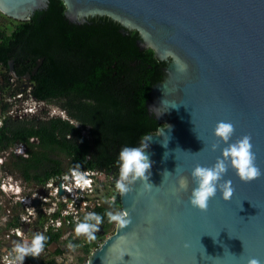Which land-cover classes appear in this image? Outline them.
<instances>
[{"label": "water", "instance_id": "1", "mask_svg": "<svg viewBox=\"0 0 264 264\" xmlns=\"http://www.w3.org/2000/svg\"><path fill=\"white\" fill-rule=\"evenodd\" d=\"M64 1L72 21L108 16L138 30L143 49H153L161 61L171 60L149 103L165 125L146 149L154 188L142 193L137 182L133 192L120 196L132 223L117 227L87 264H246L252 257L264 264V175L242 183L229 168L224 179L233 184L230 201L218 192L206 212L189 203L196 186L192 169L215 164L221 151L212 152V143L226 147L213 135L220 121L235 126L230 143L251 136L256 164L264 171V0ZM47 5L48 0H0V12L24 22ZM172 54L187 64V72L176 71ZM10 66L16 76L13 61ZM181 175L188 177V191H178ZM55 247H49L52 254Z\"/></svg>", "mask_w": 264, "mask_h": 264}, {"label": "trees", "instance_id": "2", "mask_svg": "<svg viewBox=\"0 0 264 264\" xmlns=\"http://www.w3.org/2000/svg\"><path fill=\"white\" fill-rule=\"evenodd\" d=\"M66 11L64 0H48L47 7L29 21L14 20L11 30L0 26L1 68L9 72L13 61L16 76L23 78L42 59L30 80V96L66 114V118L52 116L47 109L24 118L7 117L0 128V155L9 154L4 172L35 190L75 165L112 177L115 183L121 149L138 146L142 137L158 134L165 126L151 113L149 103L153 88L164 82L171 60L161 61L153 49H143L140 32L119 21L95 16L79 23L68 18ZM22 84L10 92L13 97L22 92ZM2 108L6 112L12 105ZM21 145L26 155L15 153ZM116 205L121 207L120 196ZM11 209L14 214L7 228L19 226L20 204ZM106 210L109 206L94 212ZM102 224L106 231L113 226L106 217ZM47 236L45 249L56 245L60 237ZM82 254L85 260L88 248Z\"/></svg>", "mask_w": 264, "mask_h": 264}, {"label": "clouds", "instance_id": "3", "mask_svg": "<svg viewBox=\"0 0 264 264\" xmlns=\"http://www.w3.org/2000/svg\"><path fill=\"white\" fill-rule=\"evenodd\" d=\"M172 55L174 57L176 71L181 73L187 72V64L181 62L179 58L174 56V54ZM28 88L30 87H26L25 90L22 89V91L28 92ZM31 103L32 107L28 108L27 110L34 112L35 102ZM162 103H164V101ZM0 108L3 111L1 106ZM57 114H60L61 116L65 115L61 109L53 107L50 115L55 116ZM162 132L163 129L160 130L158 135H161ZM234 133L235 126L233 123L226 121L218 122L214 129L213 135L217 141L223 143L226 145V147L221 149L220 143H212L210 146V150L212 152H216L218 149L221 151V155L216 159L215 164L211 167H205L197 164L191 171V179L196 186L191 190L189 203L193 208L198 209L201 212H206L208 210L209 201L215 198L218 192L221 194V198L225 202L230 201L233 197L234 188L232 181L231 179H224L229 171V168H231L236 173V176L242 183H250L264 175V171H262L261 168H259L256 164L257 157L253 151L251 136L245 135L237 139L235 142L230 143ZM152 137L153 136L151 135H146L141 138V143L138 146H125L121 149L117 160L119 171L118 178L115 180L114 184V194L111 197L105 199V203L108 204L109 210H106L103 214L96 212H85L82 219H77L75 223L73 230L76 238L84 237L85 241L89 244L96 241V233L100 231V226L104 222L105 217L107 218V222L109 224H115L116 227L121 229L127 228L129 225H131L132 218L130 213L125 209H120L116 205V195L118 194L122 197L127 196L130 192L134 191L133 186L136 185L137 182H139L142 186V193H150L154 188L149 182L153 161L146 152V149L149 147V141L152 139ZM162 146L167 148L168 145L165 146L162 144ZM20 151H22V149ZM12 153H14V150H12L10 154ZM8 156L9 154L0 155V166L2 167L3 172V167H5V164L8 161ZM2 157L6 158L7 161H5ZM175 171H177V169H175ZM163 173L169 172L165 170ZM97 175V173L92 171H82L79 165H75L74 167L70 168L67 173L59 177V179H61L64 183H62L58 188L53 187L57 177L50 178L47 183V187L53 189L52 195L54 196L59 195L61 189L70 194L74 189H92L94 180L90 177ZM45 187H41L39 191L35 193L40 194V192L43 191L44 194ZM188 187V177L181 175L178 180V191H188ZM0 190L3 191L1 187ZM10 191L13 192L11 193L13 198L29 196L24 195L23 192H25V188L21 189L18 186L15 188V190L10 189ZM65 202H67V200H65ZM17 204L22 206L20 202H16V205ZM69 208H72V204H69ZM54 209L55 205L53 206L52 210ZM28 211L29 215H35V209H29ZM63 215H68V212L63 213ZM22 219L24 218L22 217ZM55 226L57 228L61 227V221L56 220ZM33 227L34 229L39 230L43 227V225L39 227H35L33 225ZM15 232L19 239L3 256V264H34L33 262L29 261L27 257L37 258L41 264L39 260L41 254L46 250L50 251L49 248L45 249L49 237L42 232H36L30 238H28L24 236L20 229H16ZM57 234L60 236L62 235L60 232ZM67 239H70V237ZM66 240L63 242H66ZM100 245L102 244L100 243ZM66 247L70 251L75 252L79 247H81V245L69 242ZM57 257H59V255H57ZM246 264H262V261L259 258L252 257L247 259Z\"/></svg>", "mask_w": 264, "mask_h": 264}, {"label": "built area", "instance_id": "4", "mask_svg": "<svg viewBox=\"0 0 264 264\" xmlns=\"http://www.w3.org/2000/svg\"><path fill=\"white\" fill-rule=\"evenodd\" d=\"M28 89H29L28 92L22 91L16 97H13L11 93H6V95L0 98L1 107H3L4 104L12 105V108L10 110L6 112L2 111L0 113V128L3 127L4 122L7 117L24 118L26 116L35 114L34 113L35 111L30 112L27 110L28 108L32 106L29 104H26L25 102L27 100H32L37 105H41L42 103H38L33 97H31L30 92L32 89L31 88H28ZM63 117L66 118V115H64ZM21 147L24 148L21 145L17 147V149ZM23 151L24 153L22 154L26 155V149H24ZM82 171H88V170H82ZM97 174H98L97 176L90 177L91 179L94 180L92 189H84V190L74 189L71 194L61 189L59 192V195L54 196L52 195L53 189L48 188L46 185L45 190H44L45 192L42 195L38 193H34L33 195H29L27 197H21V198L16 197V199L14 198L16 202H20L22 204V207L24 208L25 213L20 216L19 226L10 229L5 236L6 238L5 242L2 241V243H0V264H3V256L12 248L13 244L19 239V237L16 235V232H15L16 229H20L22 233L24 234V236L28 238H30L36 232H42L46 235L57 234L60 232L62 234L60 236V241H65L68 237L73 238L74 236L73 229H74L75 223L77 219H82L85 212H94L98 208H105L106 206H108V204L105 203V199H101V198L97 199V197H92V195L96 192V187L99 185V183H102V182L104 183V181L106 180L110 183L109 186L111 187L110 190L113 191L112 192V195H113L115 183L112 177L108 178L101 173H97ZM62 183L64 182L58 178L56 179L53 187L58 188ZM10 185H11V188L14 186L13 183L3 182L2 185H0V187L2 188L3 192H7L5 187L6 186L9 187ZM61 192H63V195H61ZM112 195H110L109 197H111ZM117 196L119 195L118 194L116 195V200H117ZM34 199H37L38 203L41 204L42 215L44 214L46 218V221L43 218V222H42L43 227L39 230H36L33 227V220L35 218V215H29V211H28L29 209H35L34 207L30 206ZM65 200H67V202H65ZM69 204H72L71 209L69 208ZM54 205H55V209L52 210ZM65 212H68V215H63V213ZM22 217L24 219H22ZM56 220L61 221V227L57 228L55 226ZM25 225L29 226L26 232H24V229H23Z\"/></svg>", "mask_w": 264, "mask_h": 264}, {"label": "rangeland", "instance_id": "5", "mask_svg": "<svg viewBox=\"0 0 264 264\" xmlns=\"http://www.w3.org/2000/svg\"><path fill=\"white\" fill-rule=\"evenodd\" d=\"M13 21H14V19H12V18L8 17L7 15L3 14L2 12H0V26H4L6 29L11 30L10 28H12L11 26H13V24H14ZM26 102H25L26 104H29L32 106V103H31V102H33L32 100H27ZM35 107H36V109H35L34 115L40 113L43 110L45 111L47 109L50 110V112H51L52 108L56 107V106H49V105L46 106V104L37 105L35 103ZM55 116H61V115L57 114ZM21 149H22V151H20ZM23 150H24V148L21 147V148L17 149L15 153H17L19 155H24V154H22V153H24ZM4 160L7 161L6 158ZM3 182L13 183L14 186L12 188H11V185L9 187L6 186L5 188H6L7 192H3L0 190V243H2V241L5 242V240H6L5 236H6L7 232L10 229H12V228H7L5 226L6 222L9 219H11L12 214H14V212H13L14 210L11 209V207L16 205V201H15L16 198L15 199L13 198V196L11 195V193H13V192H11L10 189L15 190V188L17 186L21 189L25 188V192H23L24 195H33L35 192L39 191V189L35 190V188L33 186H29V185L24 184L18 176L6 174L5 172L2 171V167L0 166V185H2ZM109 185H110V183L107 180L104 181V183L103 182L99 183V185L96 187V192L92 195V197H97V199L108 198L110 195H112V192H113L112 190H110L111 187ZM30 206L33 207V203H31ZM41 208H42L41 204L37 203L36 208H35L36 214H35V218L33 220V225L40 222L41 220H43V218L46 221L45 215L44 214L42 215V212H41L42 209ZM19 213H20L19 217L25 213V210L22 206H20ZM115 231H116V226L114 224V227H112V231L104 239L111 237L115 233ZM14 241H16V240H14ZM99 244H100V242H99ZM93 248H94V246L88 248L89 253L93 252V250H94ZM51 255H53V254L50 251H47V250L44 251L41 254V256L39 257L40 262L45 263L48 260H51L53 258V256H51ZM83 257H84V255L81 253V251L76 250L75 252H72L70 254H66L65 264H77V261L79 259L84 261ZM55 261L58 264L62 263L60 257H55Z\"/></svg>", "mask_w": 264, "mask_h": 264}, {"label": "flooded vegetation", "instance_id": "6", "mask_svg": "<svg viewBox=\"0 0 264 264\" xmlns=\"http://www.w3.org/2000/svg\"><path fill=\"white\" fill-rule=\"evenodd\" d=\"M33 72V71H32ZM29 74V73H28ZM26 76H24L23 78H19L17 76H14L13 75V72L11 71V69H9V72L7 71H4L1 66H0V89L4 90L3 91H0V98L3 97L4 95H6V93H10V92H13V89H15V87L18 86V83L19 82H23L22 84V89L24 90V85H26L27 87L30 86L31 82V78L28 79L26 78ZM152 114H154L153 112H151ZM107 207V206H106ZM120 209H122L120 207ZM114 227V224L113 226ZM117 228V227H116ZM112 231V228L109 229L108 231L105 230L104 228V225L101 224L100 226V231L96 233V236H97V239L96 241L92 242L91 244L87 243L84 239V237H79V238H76L75 237V234L73 236V238L71 237L70 239H67L66 242H63V241H60L58 240V243L55 245V253L51 256H53V258L51 260H48L47 262L45 263H41V264H50L52 262V264H58L56 261H55V257H57V254L56 252L59 250L60 251V254H59V257L60 258H65L66 254H70L72 253V251H70L66 245L69 243V242H72L74 244H79L81 245V247H79L77 250H80L81 253H82V250L84 248H90L92 246H94V250L96 248H98L100 246L99 242L101 244H103L104 242V238L109 235V233ZM114 233V232H113ZM114 235V234H113ZM112 235V236H113ZM111 236V237H112ZM109 238V237H108ZM13 244V243H12ZM63 247V248H62ZM93 250V251H94ZM92 253V252H91ZM91 253H89L91 255ZM50 254V253H49ZM88 257L89 255L86 257V259L82 262H80V259L77 261V264H87V260H88ZM85 258V257H83ZM62 263L61 264H65L66 262V258L65 259H61Z\"/></svg>", "mask_w": 264, "mask_h": 264}, {"label": "bare ground", "instance_id": "7", "mask_svg": "<svg viewBox=\"0 0 264 264\" xmlns=\"http://www.w3.org/2000/svg\"><path fill=\"white\" fill-rule=\"evenodd\" d=\"M24 147V149H26V147L25 146H23ZM35 225V224H34Z\"/></svg>", "mask_w": 264, "mask_h": 264}]
</instances>
